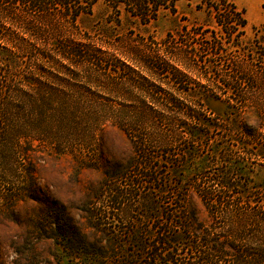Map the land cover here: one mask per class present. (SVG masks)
I'll return each instance as SVG.
<instances>
[{
	"label": "trees",
	"instance_id": "16d2710c",
	"mask_svg": "<svg viewBox=\"0 0 264 264\" xmlns=\"http://www.w3.org/2000/svg\"><path fill=\"white\" fill-rule=\"evenodd\" d=\"M100 1L0 0V172L2 163L32 161L41 150L87 154L93 161L105 129L118 128L133 144L135 158L118 173L107 171L99 206L89 212L93 228L112 244L106 253L88 243L90 264H264V202L256 200L259 186L247 174L249 165L235 160L259 155L254 146L264 132L259 105L249 96L264 91V23L253 27L247 41L244 9L233 0H201L195 10L212 16L213 26L207 22L187 35L183 30L178 38L167 34L160 42L142 37L138 50L130 48L122 60L104 48L115 45L117 35L88 33L81 24ZM102 1L110 10L107 23L120 28L124 13L147 30L163 16L177 17L183 0ZM232 53L235 62H221ZM211 74L215 95L208 90ZM222 90L227 93L220 95ZM210 101L226 106L225 132L240 136L239 150L224 137L216 145L212 134L219 127L203 115L211 113ZM252 111L260 117L255 125L243 120ZM218 157L225 167L219 168ZM195 160L204 169L184 175ZM163 166L170 169L167 181L160 176ZM215 167L218 173L206 172ZM150 185L153 192L144 196ZM156 192L172 193L173 201L155 202ZM190 193L201 200L211 225L199 221ZM144 203L154 205L158 216L130 231L129 240L126 226L96 224ZM223 218L231 236L218 232Z\"/></svg>",
	"mask_w": 264,
	"mask_h": 264
},
{
	"label": "rangeland",
	"instance_id": "374dc122",
	"mask_svg": "<svg viewBox=\"0 0 264 264\" xmlns=\"http://www.w3.org/2000/svg\"><path fill=\"white\" fill-rule=\"evenodd\" d=\"M200 1L192 0L190 3L186 0L181 1L178 4L179 14L177 17L163 16L159 22L144 30L143 28H136L124 13L121 16L123 24L120 28L116 27L114 23L112 25L107 23L110 10L101 0L94 8V15L83 20L81 24L88 33L106 31L107 38L117 35V43L104 48L123 60V56L129 53L130 48L138 50L136 47L142 37L160 42L167 34L178 38L183 30L185 31L184 34L187 35L207 22L213 26L212 16L195 10ZM233 1L246 12L248 20L246 40L248 41L254 37L253 27H260L264 23V0ZM177 26L178 29H176ZM178 30H180L179 33ZM98 33L100 34V32ZM94 36L97 37L98 34H94ZM107 54L109 55V53ZM236 55L232 53V57H222L221 62H235L237 60ZM222 74L227 73L223 71ZM213 75L210 76L212 82H210L208 90L215 95L217 94V87L213 84L217 78ZM226 93L227 90H222L219 94L224 95ZM249 96L256 99L259 105L256 109L261 110L260 114L263 118L261 124L264 126V91H252ZM208 107L211 113L206 111L203 112V115L209 118V122L217 124L219 127L212 134V138L217 139L216 145L220 148L222 145L220 138L224 137L232 149L239 150L240 136L233 134V138L232 136L227 137L225 132V129L230 128L229 122L225 120L228 116L226 106L220 102L210 101ZM258 118L260 117L254 116L252 111L246 113L243 120L255 125L259 121ZM209 141L211 140H206L201 144L205 149L199 146L203 152L207 150ZM254 148L253 152L259 155L248 156L245 154L243 156L244 152H240L244 160H242L243 158L235 160L236 163L242 162L249 165L247 174L255 186H259L255 189L256 200L264 202V132L259 145H255ZM96 150V159L93 161L88 160L87 154L77 158L70 154L59 155L41 150L44 153L36 155L32 161L23 160L14 164L13 162L1 164L0 264H90L92 262L89 254L92 251L88 248L90 242L96 243L100 252L102 250L106 253L110 252L112 244L109 235L101 229L93 228L89 212L95 208V205L99 206V197L109 179L107 171L118 173L128 168L134 161L135 149L121 130L108 126L102 141L97 144ZM204 164L199 160L190 161L184 175L190 176L197 173L204 169ZM217 164H219V168L226 166L219 157ZM215 168H210L206 172L218 173L217 167ZM28 173L32 175L29 176ZM160 176H163L162 180L164 181L169 180L170 169L163 166ZM151 188V185L145 188L142 192L143 195H150V192H153ZM168 189L175 190V187L168 186ZM151 196H156L155 202H164L165 206L169 202L171 203L174 198L172 193L161 197L156 192ZM144 205L147 206L144 207ZM189 205L196 209L202 224L209 226L213 223L212 217L195 193H190ZM259 205L261 203L254 206L259 208ZM152 206L154 205L146 203L136 205L131 212L125 215L116 211L114 217L96 220V224L114 225L118 227L117 229L126 226V240H129V233L134 228L142 224L151 225L156 220L158 213ZM228 224L224 218L218 220V232H221L222 229L223 232L231 236L232 234L228 231ZM77 231L81 235L76 234ZM249 235L251 236V233ZM78 250H81L82 255L78 254ZM79 256L82 259H79ZM99 260L106 262V259L100 258Z\"/></svg>",
	"mask_w": 264,
	"mask_h": 264
}]
</instances>
